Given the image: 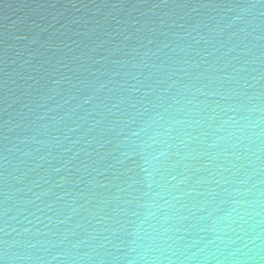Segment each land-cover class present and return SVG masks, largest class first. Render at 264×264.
Here are the masks:
<instances>
[{"label":"water","instance_id":"obj_1","mask_svg":"<svg viewBox=\"0 0 264 264\" xmlns=\"http://www.w3.org/2000/svg\"><path fill=\"white\" fill-rule=\"evenodd\" d=\"M0 264H264V0H0Z\"/></svg>","mask_w":264,"mask_h":264}]
</instances>
